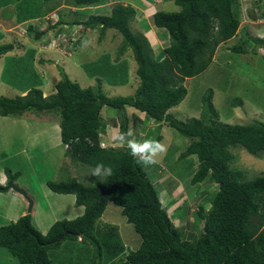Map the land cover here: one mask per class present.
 Listing matches in <instances>:
<instances>
[{
  "label": "trees",
  "instance_id": "obj_1",
  "mask_svg": "<svg viewBox=\"0 0 264 264\" xmlns=\"http://www.w3.org/2000/svg\"><path fill=\"white\" fill-rule=\"evenodd\" d=\"M66 1L85 7L103 0ZM173 1L179 6L178 11L159 10L153 14L154 25L169 34V44L161 59L155 58L145 35L131 30L129 24L135 9L129 4L115 3L109 14H91L84 20L71 22L79 25V32L83 27L97 29L99 39L108 29H115L121 35L116 55L130 49L136 62L138 83L132 95L109 96L99 77H94V85L81 86L65 73L55 83L54 93L49 95L44 96L43 90L35 86L27 88L23 95L0 94V116H21L29 111L40 115L55 113L59 141L72 162L93 167L103 162L113 169V175L90 185L76 177L47 181L51 191L74 195L75 204L84 207L81 215L57 219L45 233L33 225L30 213L0 226V247L16 257L19 264H52L51 251L63 241L78 237L92 247L93 254L98 251L99 256L103 246L108 250L114 243L115 251L107 252L118 264L124 261L129 264H264V175L246 178L242 170L231 166L234 155L230 150L241 146L250 154L263 157L264 121L222 122L212 103V89L202 98L198 117L182 120L169 113L187 94L186 78L202 73L213 61L216 46L236 34L240 24L238 2ZM61 23L68 24L63 20ZM44 33L45 30L29 24L21 34L38 40ZM252 41L262 43L264 38L242 35L227 49L245 54L249 52L247 44ZM14 47L12 42L0 44V55ZM105 106L118 110L115 122L119 132L128 131L131 119L126 108L132 107L146 118L172 127L188 138L189 143L178 159L196 156L190 183L207 180L217 185L209 207L200 205L196 211L204 220L199 237L191 239L194 232H186L173 223L150 179L149 168L138 164L128 148L108 146L105 142L108 122L101 113ZM132 115L137 124L135 119L139 115L135 112ZM101 142L107 145L101 146ZM3 169L7 183L19 177V172ZM8 189L0 184V192ZM109 202L121 208L126 221L141 238L136 248L125 253L116 226L97 225Z\"/></svg>",
  "mask_w": 264,
  "mask_h": 264
},
{
  "label": "rangeland",
  "instance_id": "obj_2",
  "mask_svg": "<svg viewBox=\"0 0 264 264\" xmlns=\"http://www.w3.org/2000/svg\"><path fill=\"white\" fill-rule=\"evenodd\" d=\"M7 1L0 0V44L12 42L17 45L20 42L26 46V50L22 53L20 46H18L17 50L11 49V53L9 51L4 56L3 54L0 55L1 95L14 96L20 93L22 89L33 86L41 88L44 96L49 95L54 93V85L63 73L81 86L94 85L96 83L94 77H99L103 90L109 96H130L134 93L130 81L126 85L120 86L121 82H125V78L129 77L124 75L125 71L118 63V56L114 53L108 54V51L93 52L94 49L90 47L92 44L96 48V40L93 41L94 36L98 38V42L103 38L99 39V33L92 34L88 39L90 44L85 41L83 47L74 54L73 51L77 44L79 45L77 43L79 35L76 33L70 36L67 31H61L60 34L63 33L66 40H72L71 44L65 41L64 44L66 43V45L61 47L58 46L60 42L57 40L53 42V39L49 41V44H41L39 47L42 49L47 48L46 45L50 46L48 47L49 50L39 51L38 57L42 56L44 62L41 63L37 57L35 58L36 62H32L35 49L29 47L32 42L35 43L36 41L29 39L26 35H21L20 32H25L26 26L29 24L35 26L36 18L34 15L43 14L45 7L41 9V5H48L50 0L46 2L44 0H21L13 7L6 6ZM241 1L244 3L247 1V3L242 15V9L240 11L239 8L240 24L235 37L233 36L234 38L228 39L229 41L221 42L216 46L213 61L202 73L186 78L184 82L187 89L185 98L169 110V113L176 118L184 120L190 117H198L202 108V98L208 89H212V103L222 122L246 124L252 121H264V42L252 41L251 44H247L249 52L245 54L227 49L236 44L242 35L249 34L264 38V0L262 2L258 0L259 5H257L256 0H254L255 4L253 0ZM63 2L64 0H60V4ZM164 5L172 11L179 8L173 0L165 1ZM2 16H5L4 18L12 17L13 22L17 23L18 26L3 20ZM58 17L57 14L56 18L58 19ZM44 18L46 23L52 22L49 14ZM111 31L116 32L113 29ZM48 33L44 34L45 37ZM18 34L20 36L15 37ZM114 38L116 37L114 36L112 41H115ZM71 55H74L73 59L78 62V67L70 61H66L72 57ZM238 100H241V103ZM103 109L101 113L108 122L107 130H114L117 135L119 130L115 121L118 110L106 106ZM126 111L131 113L128 130L132 129L136 136H140L142 132H148L145 138L156 139L166 145L167 151L157 157L158 163L151 167L152 170L149 168V174L152 175L150 179L156 185L161 200L163 199V205L166 204L169 207L168 201L170 200L169 203L173 207L167 209V212L170 214L173 223L186 232H194L190 235L191 239L199 237L202 233L204 220L197 215L196 211L200 205L205 209L209 207L211 196L216 192L217 185L207 180L199 184L190 183L194 166H196V156L190 155L178 159L181 151L189 143L187 137L172 127L165 124L161 126L157 121L146 118L142 112L132 107H127ZM132 111L136 112L135 114L142 119L137 124L134 122L135 117L132 115ZM44 113L40 115L29 111L21 116H0L2 119H9L8 122L7 120L2 122L6 125L5 127L2 126L1 133H7L6 139L0 133V156H3L0 158V184H8L3 168L6 167L12 172H19V177L14 181L15 185L24 189L28 196L30 194L32 198L29 197L31 200L34 199L36 205L33 212H28V202L25 199L27 202L25 206V203L18 196L20 193L11 188L0 192V226L21 216V211L25 209L26 213H30L33 225L45 233L51 224L60 217L75 218L80 210V207L77 211L71 204L72 195L51 191L47 186L48 180L59 181L76 177L85 185L101 180L91 175L93 166L80 162L74 163L64 154L65 147L60 143L58 145L55 143L57 133H52L55 132L54 130H51V134H43L37 142L28 138L29 141L22 144L24 146L20 145L24 138L19 136L33 129V125L38 126L36 127L38 129L43 128L42 125L39 126L41 121L50 123V127L57 125L55 123H57L58 118L55 113ZM35 116L36 119H34ZM139 116H136V119ZM22 127L25 131L20 132ZM115 134L112 135V140L108 146L127 148L118 144L115 140ZM57 139H59V135ZM230 150L234 155L231 166L242 170L246 178H257L264 175V156L256 157L241 146H233ZM97 225L116 226L115 228L118 229L119 233L121 232L125 241L129 242L131 249L136 248L140 243V235L135 231L133 225L126 221L125 216L121 213V208L112 202L106 205ZM104 230L106 231V228ZM78 238L65 240L60 247L52 250V264H60V262L61 264H118L117 261L113 260V257L108 255L115 251L114 243L108 250L103 246L102 254L99 256L97 255L98 251L93 254L92 247L82 243ZM0 264L19 263L16 257L0 247Z\"/></svg>",
  "mask_w": 264,
  "mask_h": 264
},
{
  "label": "crops",
  "instance_id": "obj_3",
  "mask_svg": "<svg viewBox=\"0 0 264 264\" xmlns=\"http://www.w3.org/2000/svg\"><path fill=\"white\" fill-rule=\"evenodd\" d=\"M20 1L21 0H16V1L8 0L5 5L13 7L16 3L17 4L20 3ZM165 1H167V0H103L100 4H97V5L81 7V6L70 5L66 0H64V2L62 3L63 5L60 4V0H58V1L50 0V3L48 5H45V4L41 5V9L43 7H45V9H44L45 11H44L43 14L34 15V18H36V20H35L36 24L35 25L38 27V29L46 30L45 32H47V33L49 32V33H48V35L46 37H45V35L47 33L46 34L44 33L45 35H42L40 37V39L35 40L36 42L35 43L32 42V44L30 45V47H29L30 49H35V54H34V57L32 59V62H36V60H35L36 57L38 58V60L41 63L44 62V60L42 59V56L38 57L39 56V51H43L44 49L45 50H49L50 48L48 49V47H50V46L46 45L47 48H43V49L41 47H39V46L41 44H43V45L46 44V42L52 36H54L55 34L61 32V31H67L70 34V36L72 34L74 35L76 33L79 35L78 42H77V43H79V45L77 44V47L73 51V53L76 52V51H79L83 47V44H84L85 41H88L87 43L90 44L89 43L90 41L88 40L89 37L92 34H94V33H95V35H96V33L98 34L99 33L98 30L97 29H90V28H84L83 27V30L81 32H79V25L75 26V25L71 24V22L73 20H81V19L84 20L91 14H98V15L99 14H109L111 6L113 4H115V3H121V4H125V5L129 4V5L134 7L135 16L133 17V19L130 21V24H129L131 30L133 32H141L143 35H145V37L147 38V40L150 43V46H151V48L153 50L155 58L161 59L163 57V55H164L163 54L164 48L166 46H168V44H169V34L164 28H160V27H157V26L154 25V23H153V14L155 12L159 11V10L172 11V10H170L169 7L164 5ZM256 1H257V5H259V3L262 2V0H259L260 2H258V0H256ZM237 2H238V8H240V11L242 9V11H241V15H242L244 13V8L246 6L247 1L244 3L241 0H237ZM160 4H162L163 6L162 5L159 6ZM254 4H255V1H254ZM178 10H179V8H177V10H173V11H178ZM48 14L50 15V18L52 19V22H50V24L46 23V19L44 18ZM57 14L59 15L58 19L56 18ZM2 17H3L2 18L3 20L10 21V24L14 23V25L15 24L17 25V23L13 22L14 20H13L12 17H9V18H4L5 16H2ZM62 20H63V22L68 23V24H62L61 23ZM45 24H48V25L44 26ZM49 26H50V28H49ZM44 27H46V28H44ZM109 30H110V32H108ZM20 34H21V32H20ZM21 35H23V34H21ZM26 36L29 39L34 40L32 37H29L28 35H26ZM114 36L116 37V38H114L115 41H112ZM97 39L98 38L94 36L93 41L96 40V48L92 44H91V46L89 45L92 49H94L93 52L103 53V52L108 51V54H113V53L116 54L115 50H116L117 46L120 44V42H121L120 35L117 32L111 31V29H108V30L105 31V34H104L103 38L99 42H98ZM47 44H49V43H47ZM18 46H20V49H21L22 53L26 50V46L24 44H22V43H20L18 45H15V47L12 50H17ZM51 50H52V48H51ZM6 53H9V51L6 52ZM10 53H11V51H10ZM5 54H3V56ZM73 56L69 58L70 60L68 59L66 61H70V63H74L75 66L78 67V65H77L78 62L76 61V59H73ZM117 58H118V63L121 65V67L125 71L124 75L125 76L127 75L129 77V78H125V82H121L120 86H124L130 81V84H131L130 86L133 87L132 90L134 92L135 88L137 86V83H138V79H137L136 74H135L136 62H135V60H134V58L132 56L131 50L127 49L122 55L118 56ZM41 60H43V61H41ZM71 60H73V61H71ZM43 66H44V64H43ZM26 89H27V87L22 89L20 91V93H18V94H22V93L26 92ZM133 112L134 111H132V113ZM130 114L131 113H128L129 117H131ZM3 117H5V116H3ZM34 119H36V116L34 117ZM6 120H7V122L9 121V119L0 118V133L2 131L1 129H3L2 126L5 127V125H6V124H2V122L6 121ZM135 121L138 122V119H135ZM158 123H160V122H158ZM49 124L50 123H47L46 121L45 122L41 121L40 125H39V126H41V125L43 126V128H41V129H38V128H36L38 126L33 125V129H30V130L26 131L27 135L26 134H22L21 136H19V137H23L24 138V141H22L20 145L24 146L22 144H24L25 142H28L29 141L28 138L33 140V141H35V142H37V140L38 139L40 140V138L43 136V134H45V133L51 134V132H52L51 130H54L55 132H52V133H54V134L57 133L56 135L58 136L59 135L58 122L55 123V124H57L55 127H53V126L50 127ZM160 125L163 126L164 124L160 123ZM55 128H56V130H55ZM42 129H43V131H42ZM44 129H46V130H44ZM22 130H24L23 127H22V129H20V132ZM105 132H106V140H105V142L107 144H109L111 142V140H112V138H111L112 135L115 134V131L109 129V130H106ZM109 133H111V134L109 135ZM147 133L148 132H145V133L142 132L141 135L137 136V137H141V136L146 137ZM6 134L1 133V136L4 135L5 139H6ZM57 136L55 138L56 145H58L59 143L61 144L59 139H57ZM115 137H116V134H115ZM50 141H52V139H50ZM2 146H4V145H2ZM25 149H26V147H25ZM152 166L153 165H150V166H147V167L150 168V170H152L151 169ZM16 195H18V194H16ZM20 195H18V196L25 203V206H26L27 202H26L25 198L22 195L21 196ZM65 195H72V194H65ZM29 196L32 198V196L30 194H29ZM72 196H73V199L71 200V202H72L71 204L74 205V207L77 209V211L79 210L78 208L80 207V210L77 212L78 213L77 216L79 214L81 215V213H83V211H84V207L82 205L77 206L75 204V197H74V195H72ZM164 197L166 199V196H164ZM32 200H33V205H32V208H31L30 212H33V210H34V208L36 206L34 199H32ZM169 201H168L169 207L166 204L164 205L166 207V209H168V210L171 207H173L169 203ZM25 213H26V210L23 209L21 211L20 215H23ZM60 218H62V217H60ZM120 236H121L122 243H123V247H122L123 248V253H125V252H127L128 249H131V247H130L129 242L125 241V239L122 236L121 232H120ZM78 239H80V238H78ZM120 254H122V253H120ZM117 256H120V255H117ZM60 264H61V262H60Z\"/></svg>",
  "mask_w": 264,
  "mask_h": 264
},
{
  "label": "clouds",
  "instance_id": "obj_4",
  "mask_svg": "<svg viewBox=\"0 0 264 264\" xmlns=\"http://www.w3.org/2000/svg\"><path fill=\"white\" fill-rule=\"evenodd\" d=\"M57 34H60V32ZM57 34L52 36L47 42L49 43L52 39L54 42ZM115 140L120 146H126L130 150V154L136 158L138 164L146 167L158 163L157 157L167 151L166 145L159 140L143 136L137 137L132 129H129L127 132H119ZM91 175L103 181L104 177L113 175V169L103 162H98L92 169Z\"/></svg>",
  "mask_w": 264,
  "mask_h": 264
},
{
  "label": "water",
  "instance_id": "obj_5",
  "mask_svg": "<svg viewBox=\"0 0 264 264\" xmlns=\"http://www.w3.org/2000/svg\"><path fill=\"white\" fill-rule=\"evenodd\" d=\"M6 187L9 188V189L11 188V189L17 191L18 193L22 194V196H23V197L27 200V202H28V212H30V210H31V208H32V205H33V201H32L31 198L28 196L27 192H26L24 189H22V188L16 186L15 183L12 182V181L8 182V184L6 185ZM123 264H129V263H128L127 261H124Z\"/></svg>",
  "mask_w": 264,
  "mask_h": 264
},
{
  "label": "built area",
  "instance_id": "obj_6",
  "mask_svg": "<svg viewBox=\"0 0 264 264\" xmlns=\"http://www.w3.org/2000/svg\"><path fill=\"white\" fill-rule=\"evenodd\" d=\"M56 40L60 42L58 44V46H61V47H64L66 45V43H70L71 44V41H72V40H66L64 38V35L63 34H57ZM65 41H67V42L64 44ZM100 144H101V146H106L107 145L105 142H101Z\"/></svg>",
  "mask_w": 264,
  "mask_h": 264
}]
</instances>
